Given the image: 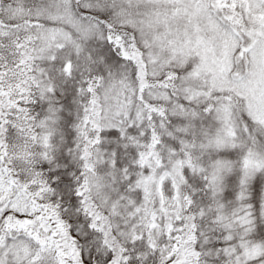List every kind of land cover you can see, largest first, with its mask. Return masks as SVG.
Wrapping results in <instances>:
<instances>
[{"label": "trees", "instance_id": "1", "mask_svg": "<svg viewBox=\"0 0 264 264\" xmlns=\"http://www.w3.org/2000/svg\"><path fill=\"white\" fill-rule=\"evenodd\" d=\"M211 2L245 45L257 36L243 0ZM178 6L0 0V166L16 185L0 206L21 190L60 217L77 264L264 261L245 249L264 248V121L193 63L151 60L145 36L160 23L147 25V12L176 18ZM54 28L70 38L48 47ZM176 193L180 209L169 215L162 203ZM9 210L1 244L41 233V214ZM51 252L9 254L5 264H70Z\"/></svg>", "mask_w": 264, "mask_h": 264}, {"label": "rangeland", "instance_id": "2", "mask_svg": "<svg viewBox=\"0 0 264 264\" xmlns=\"http://www.w3.org/2000/svg\"><path fill=\"white\" fill-rule=\"evenodd\" d=\"M162 1L177 2L179 14L174 18L170 14L148 10L152 14L147 12L146 24L152 25L154 20L159 21L157 24L160 23L158 30L153 32L151 40L145 36V46L150 49L156 48L155 57L151 60L161 58L163 62H170V64L173 62L193 63V69L197 67V69L209 72L214 87L230 89L243 96L250 113L256 119L264 121V0H243L246 18L251 21L249 28L253 34L257 35L250 40L248 45L244 44V37L239 30L232 27L228 18L219 15L211 0ZM221 3L224 4L223 7H228L223 0ZM237 7L239 9L238 5ZM75 22L71 20L69 24L73 25ZM81 25L85 26L80 23ZM51 32L53 33L43 36L48 47L58 46L70 38L69 33L67 35L64 29L54 28ZM47 85L48 83L44 81V87L48 90ZM232 128L235 134V126ZM263 160L264 157H261L260 161L263 162ZM256 164L258 162L255 160L249 165L255 166ZM176 168L180 171L182 163L177 164ZM3 186L5 184L0 185L1 191H5ZM2 196L0 195V198ZM1 206H6L7 209H19L31 221H36L39 213L42 215V220L40 221L41 233L28 231V235L24 233L23 236L16 237L9 242L7 239L2 240L0 264H5L9 254L14 255L13 257L17 260H22L34 252V256H39L41 253L52 254L51 251L59 252V256H63L68 263L77 264L79 253L76 250L71 252L67 249V240L63 238L68 234V228H63V221L60 217L46 216L45 212L29 201L21 190ZM162 206L169 215L179 211L178 193L171 198L164 199ZM245 249L250 255L264 252V248L260 246ZM258 264H264V261Z\"/></svg>", "mask_w": 264, "mask_h": 264}, {"label": "crops", "instance_id": "3", "mask_svg": "<svg viewBox=\"0 0 264 264\" xmlns=\"http://www.w3.org/2000/svg\"><path fill=\"white\" fill-rule=\"evenodd\" d=\"M2 183L5 184V186H3V188H5V191H1L0 190V195H4L5 193H9L10 191L13 192L16 189V185L9 179L7 170L5 168H3V167H0V185H4ZM19 191H16V192L19 193ZM5 207L6 206H0V212H1L0 213V219L4 215L6 210H9V209H7ZM12 210H16V209L12 208ZM17 210L20 211L19 209H17Z\"/></svg>", "mask_w": 264, "mask_h": 264}]
</instances>
